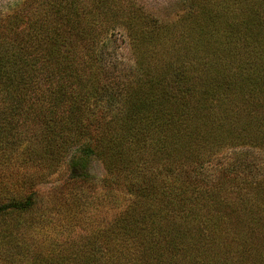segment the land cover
I'll use <instances>...</instances> for the list:
<instances>
[{
  "label": "trees",
  "instance_id": "1",
  "mask_svg": "<svg viewBox=\"0 0 264 264\" xmlns=\"http://www.w3.org/2000/svg\"><path fill=\"white\" fill-rule=\"evenodd\" d=\"M227 19L215 0H189L169 23L135 0H27L4 17L0 264L218 263L221 252L223 263H264V172L216 183L200 176L227 148L264 154L260 22L248 21L253 43L242 44L240 24ZM116 29L134 70L117 71L106 57ZM64 163L69 176L58 190L71 200L84 201L85 191L125 197L103 243L133 247L95 251L89 241L79 257L61 251L44 263L42 241L27 234L39 220L45 231L55 225L39 210L57 197L44 199L39 185Z\"/></svg>",
  "mask_w": 264,
  "mask_h": 264
},
{
  "label": "rangeland",
  "instance_id": "2",
  "mask_svg": "<svg viewBox=\"0 0 264 264\" xmlns=\"http://www.w3.org/2000/svg\"><path fill=\"white\" fill-rule=\"evenodd\" d=\"M27 0H0V24L4 20V17L11 14L15 10L21 8ZM150 17L158 20L159 22H173L180 15L184 13V10L188 6L189 0H135ZM221 1V7L224 14L228 19L235 16L238 24H240V43H244L245 39L249 42L252 38L246 31L255 35L253 26L248 25L250 19H257L260 22V35L256 36L264 44V0H215ZM227 19V20H228ZM233 20V18H231ZM243 22V24L241 23ZM245 23V24H244ZM226 32H229L225 29ZM247 35L249 38H247ZM254 37V36H253ZM109 42H107L106 52L108 55L114 58L116 63V70L121 69H132L136 68L135 55L132 53L126 33L123 29L113 30L108 35ZM253 43V38L252 42ZM251 54L257 53L251 49ZM250 52L249 50H246ZM261 51V50H259ZM244 54H246L244 52ZM252 58V55H248ZM255 57L250 61L251 64ZM248 61L247 57L242 58V62ZM128 69V70H129ZM264 69H262V72ZM253 172L261 174L264 172V154H261L258 150L253 148H227L216 161L211 162L210 167L204 169L201 172L202 179L207 180V176L211 181L219 179L224 174L228 176H234L239 181L240 178L251 180L253 178ZM90 173L101 178L103 176V168L99 162L92 161L90 163ZM249 174V175H247ZM207 175V176H202ZM66 163L61 164L52 174H50L45 181L39 185L40 192L45 196L44 199L48 198L51 200L53 195L57 197L58 205L53 206L54 208L45 209V205L41 207L39 212L40 215L47 217L52 215L55 218L56 223L48 231L43 229V221L39 220L36 224V232H28L27 235L32 237L36 236V241L41 242L45 248V262L50 259L51 263H55V255L58 252L71 253L79 257L83 253L84 245L89 241H94V250L100 251L103 248H116V251H120L124 248H129L132 242L122 243L116 246L114 243L104 244L103 233L104 231H110L118 219L121 218L122 210L124 208L125 198L120 195L119 201L103 200L96 194L85 191L83 196L84 201H73L71 200L65 191H60L58 188L65 183L68 178ZM97 193V192H95ZM122 197V198H121ZM102 199V200H101ZM124 203V204H123ZM36 223V222H34ZM43 225V226H42ZM138 230V229H137ZM136 230V231H137ZM226 235L222 237L218 236V242L220 251H222L223 243H227L228 238ZM161 243H164L161 241ZM155 246H158L156 244ZM211 256V255H210ZM229 256V254H227ZM218 257V255H217ZM44 258V259H45ZM218 263H174V264H264V263H223L226 261V255L221 252L218 257ZM131 259H129L130 262ZM221 262V263H220ZM63 264L74 263V260H64ZM105 264V263H104ZM116 264H131V263H116ZM150 264H167V263H150Z\"/></svg>",
  "mask_w": 264,
  "mask_h": 264
}]
</instances>
